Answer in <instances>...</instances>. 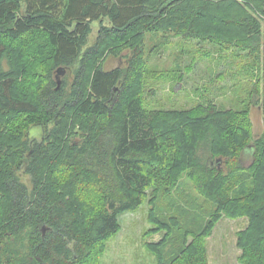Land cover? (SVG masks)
I'll return each instance as SVG.
<instances>
[{
	"label": "trees",
	"instance_id": "obj_1",
	"mask_svg": "<svg viewBox=\"0 0 264 264\" xmlns=\"http://www.w3.org/2000/svg\"><path fill=\"white\" fill-rule=\"evenodd\" d=\"M147 34L258 59L253 90L264 114V0H0V264H95L118 216L143 199L144 234L164 232L145 243L156 264H208L205 238L222 216L247 218L236 234L240 264H264V126L252 141L247 110L212 102L146 112ZM125 50V66L103 68ZM41 52L43 84L29 76ZM56 67L69 71L59 87ZM184 172L206 209L189 196L175 201ZM162 193L168 214L155 203Z\"/></svg>",
	"mask_w": 264,
	"mask_h": 264
},
{
	"label": "rangeland",
	"instance_id": "obj_2",
	"mask_svg": "<svg viewBox=\"0 0 264 264\" xmlns=\"http://www.w3.org/2000/svg\"><path fill=\"white\" fill-rule=\"evenodd\" d=\"M97 30L98 22L93 21L87 46L94 43ZM168 38L164 40L160 34L146 36L141 96L143 109L150 114L159 110H187L199 103L212 102L221 109L247 110L251 140H255L264 126L260 95L253 90L256 79L260 77V69L257 68L260 61L247 52L238 51L237 47L226 49L215 41L172 35ZM126 53L125 50L120 56L108 55L103 68L109 70L125 66ZM43 60L47 61L42 63ZM48 60L46 54L41 52L31 61L29 76L34 83L38 80L41 84L45 82ZM57 68L52 74L55 80ZM64 74L59 77V86ZM28 135L39 139L41 128L30 126ZM207 155L206 150L201 151L203 160ZM251 160L252 151L246 148L239 158V164L247 166ZM220 166L224 168L222 164ZM154 173L157 175V171ZM22 179L26 183L28 176H22ZM174 188L176 192L172 195L177 203H183L184 198L189 196L196 200L198 207L206 209L203 197L197 193L186 172L178 177L171 189ZM165 194L162 193L155 203L163 214H168L170 210L164 199ZM146 200L143 199L136 210L125 211L118 216L120 229L107 239L105 250L96 257L95 264H156L155 256L145 247V243L158 241L164 232L144 234L150 227L147 222L150 203ZM247 222L245 216H222L215 223L205 238L208 264H240L241 250L236 245V234L247 226Z\"/></svg>",
	"mask_w": 264,
	"mask_h": 264
},
{
	"label": "water",
	"instance_id": "obj_3",
	"mask_svg": "<svg viewBox=\"0 0 264 264\" xmlns=\"http://www.w3.org/2000/svg\"><path fill=\"white\" fill-rule=\"evenodd\" d=\"M65 73V68H63V67H58L57 68V70H56V75H55V77H56V81H57V85H59V82H60V79H59V77L61 76V75H63ZM248 148H250V147H248ZM245 151V150H244ZM243 151V152H244ZM42 231L44 232V228H42Z\"/></svg>",
	"mask_w": 264,
	"mask_h": 264
}]
</instances>
